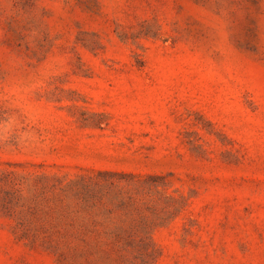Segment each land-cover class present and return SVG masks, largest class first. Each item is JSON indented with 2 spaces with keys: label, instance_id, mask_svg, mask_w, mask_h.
Segmentation results:
<instances>
[{
  "label": "rangeland",
  "instance_id": "374dc122",
  "mask_svg": "<svg viewBox=\"0 0 264 264\" xmlns=\"http://www.w3.org/2000/svg\"><path fill=\"white\" fill-rule=\"evenodd\" d=\"M0 264H264V0H0Z\"/></svg>",
  "mask_w": 264,
  "mask_h": 264
}]
</instances>
